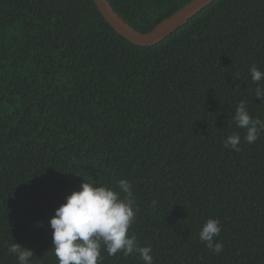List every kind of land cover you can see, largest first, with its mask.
I'll return each mask as SVG.
<instances>
[{
    "label": "trees",
    "instance_id": "obj_1",
    "mask_svg": "<svg viewBox=\"0 0 264 264\" xmlns=\"http://www.w3.org/2000/svg\"><path fill=\"white\" fill-rule=\"evenodd\" d=\"M109 1L148 32L190 0ZM253 65L264 72V0H215L148 46L95 0H0V264H18L12 243L30 264H58L55 210L85 180L121 179L138 207L129 234L153 264H264V130L248 143L231 119L243 101L264 122ZM208 218L219 253L199 239Z\"/></svg>",
    "mask_w": 264,
    "mask_h": 264
},
{
    "label": "clouds",
    "instance_id": "obj_2",
    "mask_svg": "<svg viewBox=\"0 0 264 264\" xmlns=\"http://www.w3.org/2000/svg\"><path fill=\"white\" fill-rule=\"evenodd\" d=\"M251 79L257 82L255 97H264V88L259 86L264 80V72L255 65L250 68ZM264 102V100H262ZM238 128L246 130L244 140L255 143L259 132L264 130V122L253 118L243 101L236 107L231 117ZM241 137L230 134L224 140V147L240 151ZM118 190L108 185L84 181L78 190L69 194L64 203L50 218L53 247L58 264H100L103 260L102 248L109 256L123 252L125 256L138 254L143 264H153L151 246H141L134 235L129 234L138 207L132 184L121 179ZM153 205L156 201L153 200ZM219 219L208 218L199 232V239L215 253L223 250V243L215 240L220 235ZM8 252L15 255L18 264H30L34 255L32 249L12 243Z\"/></svg>",
    "mask_w": 264,
    "mask_h": 264
},
{
    "label": "water",
    "instance_id": "obj_3",
    "mask_svg": "<svg viewBox=\"0 0 264 264\" xmlns=\"http://www.w3.org/2000/svg\"><path fill=\"white\" fill-rule=\"evenodd\" d=\"M214 1L215 0H190L179 10L161 21L153 29L148 32H142L122 18L119 13L115 11L109 0H95L99 11L118 33L128 40L144 46L153 45L162 41Z\"/></svg>",
    "mask_w": 264,
    "mask_h": 264
}]
</instances>
